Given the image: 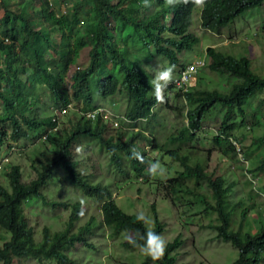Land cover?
Here are the masks:
<instances>
[{"label":"trees","instance_id":"16d2710c","mask_svg":"<svg viewBox=\"0 0 264 264\" xmlns=\"http://www.w3.org/2000/svg\"><path fill=\"white\" fill-rule=\"evenodd\" d=\"M57 1L0 0V149L10 147L11 142L34 143V139L42 138L54 125L48 114L53 108L71 102L85 111L94 107L96 97L106 98L118 91L127 95L125 118L133 123L147 120L156 96L150 94L147 72L126 55L130 44L177 65L178 52L191 50L199 40L188 31L196 0H59L67 5L66 13L60 15ZM263 4L264 0H202L201 27L220 32L249 9ZM86 46L90 47L88 66L73 68L79 51ZM203 60L209 70L225 78L226 87L222 83V89L202 86L200 67L195 84L188 90L169 85L183 97L187 123L167 135L166 143L153 135L147 137L141 130L119 128L116 135L107 134L108 126L99 117L90 121L75 111L58 130L48 134L42 148L34 143L32 172L28 175L34 176L28 181L22 179L19 164L4 167L2 175L7 183H0V231L7 236L0 238L1 264H17L23 258L81 264L72 248L76 243L92 246L87 235H92L96 219L90 217L76 228L83 213L82 201H57L56 193L47 190L59 169L66 182L99 202L101 223L112 239L126 235L122 242L125 248L145 245L149 231L160 235L163 223L153 204L155 219L150 226L146 220L137 219L138 214L119 208L109 186L92 182L91 175L82 173L75 160L79 139L90 140L105 150L117 169H132L142 182H151L146 155L137 144L140 137L161 157L167 154L179 166L172 177L158 179L163 198L172 207L181 206L183 212L207 219L204 226L237 250L232 264H264V200L257 199L258 190H264V75L254 71L247 56L237 57L214 47L206 48ZM259 95L256 106L246 109ZM215 108L222 110V116L211 134L212 146L224 159L239 162L243 175L250 174L243 180L249 190L238 198L233 196L235 182L227 183L223 175L214 176L207 170L208 159L193 150L204 119ZM247 136L250 142L246 145L242 140ZM20 148L16 150L19 153ZM136 152L142 160L133 155ZM30 199L54 208H70L64 228L51 230L45 225L36 239L22 208ZM181 243L179 236L166 242L162 256L153 245L151 254L146 251L138 264H176Z\"/></svg>","mask_w":264,"mask_h":264},{"label":"rangeland","instance_id":"374dc122","mask_svg":"<svg viewBox=\"0 0 264 264\" xmlns=\"http://www.w3.org/2000/svg\"><path fill=\"white\" fill-rule=\"evenodd\" d=\"M199 12L200 8L197 5L193 10L189 28V31L197 34L199 40L193 45L191 50H182L178 53V59L181 60L179 64L183 61L205 58V48L211 46L215 50L227 52L237 57L247 56L252 60L254 71L264 75V4L260 7L249 9L245 14L236 18L233 24L221 28L220 32L204 31L199 24ZM0 15H2V11H0ZM259 27L261 31L258 29ZM87 50L88 48H85L77 60L76 65L81 68L87 65ZM129 50H132V56L143 63L152 79L155 78L160 70L168 66V63L161 60L159 55L146 51L142 46L130 44ZM126 55L130 61L133 60L128 51H126ZM179 67L180 65L174 67L173 77L176 75ZM200 75L204 77H202V86L217 85L220 89L224 86L226 87V84H224L225 78L212 72L208 67L204 68ZM152 81H150V91L154 93ZM220 83L224 84V86L219 85ZM161 94L164 99L159 100L154 110L156 115L155 117H151L149 122L150 127H152L151 133L156 136L158 142L166 143L167 135L175 132L182 124L186 123L184 116L186 109L183 106V97L181 95L177 96L166 87L162 89ZM259 99H261V95L253 97L246 106V109L250 110L255 107ZM97 103L102 104L104 108L108 109L116 120L121 123L124 122L123 114L127 107L125 92H117L114 96H109L105 99L95 98L94 104ZM176 106H179L180 109L175 108ZM221 116L222 110L220 108H215L209 112L202 123V129L197 133L196 143L193 144L192 142L196 146L193 150L202 156L203 159H208L207 170L214 176L223 175L227 183L231 181L235 182L233 185V196L234 198H238L247 194L249 188L244 184L243 180L249 179L250 174L243 175L238 168L239 162L224 159L220 156L217 149L214 148V145L212 146L210 137L219 127ZM145 125V122H143L142 124H138V127L141 130L147 131L144 128ZM119 128L128 129L126 125H120L119 127L108 126L107 134L116 135ZM132 129L135 130V127H132ZM34 140L38 148L43 147L45 140L40 138ZM138 142L140 143V148L146 150L148 158L156 159L152 163L159 164L157 172L150 175L152 183L142 182L140 176L135 177L131 170L125 174L120 173V170L110 163L105 150L99 148L94 142L89 141H82L83 144L75 148V160L78 162V169L85 175L90 174L92 182L100 181L103 185L108 184L113 191V197H115L117 205L122 210L138 215L143 213L145 217L151 218L148 219L150 226L153 225L155 219L151 210V205L153 204L156 209L157 218L163 223V231L160 233V236L166 242L178 236L182 240L178 249V264H232L233 260L237 257V250L229 242L218 238L215 230L204 226L208 222L207 219L198 214L192 216L189 212H183L184 209L181 206L172 208V205L163 198L157 181L158 179L162 181L172 177L176 168L179 169L178 164L173 162L167 154H164L161 160V154L157 158L158 154L152 152L150 147H146L145 144L147 142L144 139H140ZM249 142L250 136L242 140V143L246 145ZM34 143L33 140H20L17 143L11 142V146L14 149L7 150L8 147L4 146L5 150H2L0 154V156H7L8 163L20 165L24 181H28L34 176L33 173L31 176H28L29 172H32L30 164L35 154L36 145ZM19 147H21L19 149L20 153L15 151ZM242 164L244 163L242 162ZM125 168L123 171H125ZM1 174L0 183H7L6 178ZM54 180L56 184L51 182L47 190L52 189L56 193L55 199L57 201H65L70 204L82 201L83 213L76 223V228L83 225L90 217L99 221L100 207L93 198L83 195L75 186L66 182L60 169L57 170ZM255 181V189L258 190V182L256 179ZM56 186L57 188L55 189L54 187ZM258 191H260V194H258L257 199L260 201L264 200V190L263 192L262 190ZM22 208L27 223L35 233L36 239L40 238V230L45 225L49 226L51 230H61L64 228L70 214V208L64 209L61 206L54 208L50 205H44L40 200L36 199L25 201ZM2 235L7 236L3 231H0V238ZM126 238V235L122 234L119 238L108 239L105 237V230L102 229L100 233H97L96 229L93 235H87L88 242L92 246L88 247L82 243H76L71 253L77 259L76 261L81 264L140 263L144 259L146 251L141 246L125 248L122 242ZM17 264L55 263L54 261L45 259L23 258L18 259Z\"/></svg>","mask_w":264,"mask_h":264},{"label":"clouds","instance_id":"9594fccd","mask_svg":"<svg viewBox=\"0 0 264 264\" xmlns=\"http://www.w3.org/2000/svg\"><path fill=\"white\" fill-rule=\"evenodd\" d=\"M51 2L53 3V0H51ZM197 5H199V8H200V12H199V24H200V14H201V10H202V0H196V3H195V5H194V7L192 8V10H191V12H190V16H191V21H192V13H193V10L195 9V7L197 6ZM55 7H56V9H57V14L58 15H60V14H65L66 13V11H67V5L65 6L64 5V3L62 2V1H57L56 3H55ZM191 21H190V24H189V26H188V31H189V28H190V25H191ZM200 27H201V24H200ZM202 28V27H201ZM202 29H204V28H202ZM204 31H206V29H204ZM210 31V30H209ZM189 32H192V31H189ZM192 33H194V32H192ZM195 34V33H194ZM196 36H197V34H195ZM198 37V36H197ZM199 38V37H198ZM72 43H73V41H72ZM208 47H211V46H208ZM85 48H88V50H87V53H88V62H87V65L85 66V67H87L88 66V64H89V60H90V58H89V50H90V47L89 46H86V47H83L80 51H79V53H78V55H77V58H76V62H75V65H73L72 67L74 68H80L81 69V67H79L78 65H76V63H77V60L80 58V56H81V53H82V51L83 50H85ZM207 48V47H206ZM206 48H205V50H206ZM187 51V50H186ZM128 52H129V55L133 58V60H137L138 61V63H140V66L147 72V69L144 67V65H143V63H141L137 58H135L134 56H132L131 55V53H132V50H129L128 49ZM179 53V52H178ZM205 53V52H204ZM158 55V54H157ZM159 57H160V59L161 60H163V61H165L166 63H168V61L167 60H165L163 57H161V55H159ZM132 60V61H133ZM181 60H179L178 59V64L177 65H180V67H179V69H178V71H177V73H176V75L173 77V69H174V67L175 66H177V65H169V63H168V66L167 67H164L162 70H160L158 73H157V75L155 76V78L154 79H152L151 78V76L149 75V73L147 72V74H148V76H149V80L151 81V80H153L152 81V84H153V86H154V93H151V91H150V94L151 95H154V96H156V104H155V106H154V108H153V115H152V113H151V116L147 119V120H141V121H139V122H137V121H135L134 123L133 122H131V121H128L126 118H125V112H126V110H127V107H126V110H125V112H124V114H123V118H124V122L123 123H121V122H119L118 120H116L115 118H114V116L111 114V112L108 110V109H106V108H104L103 107V105L102 104H99V103H97V104H94V102H93V108H91V109H88V110H85V111H81L80 109H78V108H75L74 107V104L73 103H68L67 105H65V106H61V107H57V108H53L52 110H50V115H51V120H52V122L54 123V125H53V127L48 131V132H46L45 134H43V136H42V138H40V139H43V140H45V139H47V136H48V134L49 133H51V132H53V131H56V130H58L59 128H60V126H61V124L63 125V122L65 121V123L67 122L66 121V119H67V117L70 115V113L71 112H75V111H77V112H81V114H83L84 115V117L85 118H87L88 120H90V121H94L95 119H97L98 117L104 122V123H106L107 124V126H111V127H119L120 125H126L127 126V128L128 129H122V130H129V128L131 129V130H133L132 129V127H135V130H133V131H139V130H141L139 127H138V124H142L143 122H145V126H144V128H146V130L147 131H144V130H141L142 131V133L144 134V135H146L147 137H150L151 135H153L152 133H151V130H152V127H150V122H149V120H150V118L151 117H155V115H156V113H155V107L157 106V104L159 103V100H163L164 99V97H163V95L161 94L162 93V89H164L165 87L167 88V89H170V91H171V88H169L168 86L169 85H173L174 87H175V89H177V90H181V91H186V90H188V87H190V86H193L195 83L194 82H196V79H197V77H198V70H197V68L198 67H200V68H206V66H205V60H203V58H200V59H197V60H192V61H186V62H181L180 64H179V62H180ZM194 66L195 67V70H193V71H191L190 73H189V75H190V78L184 83V84H182V85H179L178 83H177V81L178 80H182L181 78H182V74H183V72L189 67V66ZM84 67V68H85ZM200 73V72H199ZM193 82V83H192ZM151 89V88H150ZM174 89V88H173ZM119 92V91H118ZM172 92L173 93H175V91H173L172 90ZM117 93V92H116ZM115 93V94H116ZM119 93H122V92H119ZM114 94V95H115ZM126 94V93H125ZM114 95H111V96H114ZM109 97V96H108ZM96 98H99V99H101L100 97H96ZM103 99H105V98H103ZM126 100H127V95H126ZM127 106H128V100H127ZM175 108H177V106L175 107ZM178 109V108H177ZM186 111V110H185ZM109 114H110V116H109ZM184 115H185V113H184ZM136 122H137V124H136ZM131 123V124H130ZM186 123H187V119H186ZM183 125V124H182ZM181 125V126H182ZM180 126V127H181ZM154 127H155V125H154ZM122 128V127H121ZM120 128V129H121ZM178 130V129H177ZM173 133V132H172ZM171 134V133H170ZM169 134V135H170ZM154 137H155V139L157 140V138H156V136L155 135H153ZM140 139H144L143 137H140L138 140H137V144H138V147H139V149L140 150H144V153H145V155H146V159H147V161H148V165H147V167H146V170L150 173V175L151 174H154V173H156L157 172V170H158V168H159V164L158 163H152L153 161H155L154 159H152V158H148L147 157V153H146V150L144 149V148H140V143L138 142ZM145 140V139H144ZM82 141H89V142H91L90 140H82V139H79V144H77V146H75V148H77L78 146H80V145H82L83 143H82ZM158 141V140H157ZM145 142H147L146 140H145ZM146 145V147H150L151 149H152V152H154L155 154H158L157 155V158H159V153H158V150H155L151 145H149L148 143H146L145 144ZM5 147L3 146L1 149H0V154H1V151L2 150H5L4 149ZM8 149H10V150H13L14 148H13V146H10V147H8L7 148V150ZM17 150V149H16ZM15 150V151H16ZM5 153H7L6 151H5ZM4 155H6V154H4ZM133 155H135V157L137 158V159H139V160H142L143 158L140 156V154L138 153V152H136V153H133ZM163 157V156H162ZM162 157H160V160L162 159ZM171 159V158H170ZM172 160V159H171ZM9 160H8V158H7V156H0V174L2 173V171H3V169H4V167L5 166H7L9 163ZM174 162V161H173ZM151 164V165H150ZM150 165V166H149ZM115 167V166H114ZM116 168V167H115ZM129 170H131L132 171V169H128V171ZM176 170H179V169H177L176 168ZM175 170V171H176ZM128 171L126 170V171H120V173H122V174H125V173H128ZM132 173L134 174V176L136 177V176H139V175H137V174H135L133 171H132ZM174 174H175V172H174ZM2 175V174H1ZM140 180H142V177L140 176ZM54 184H56V183H54ZM105 185V184H104ZM107 186H109L108 184H106ZM109 188H110V190H111V187L109 186ZM61 189H62V187H61ZM111 192H112V197H113V191L111 190ZM84 195V194H83ZM114 198V200H115V197H113ZM96 201V200H95ZM97 202V201H96ZM116 202V201H115ZM73 204V203H72ZM98 204H99V202H98ZM117 204V203H116ZM118 206V205H117ZM100 207V206H99ZM119 207V206H118ZM120 208V207H119ZM172 208H174V207H172ZM124 211V210H123ZM125 212V211H124ZM137 219H142V220H146V222H148V218L147 217H145L144 215H143V213H141L140 215H138V217H137ZM162 223V222H161ZM97 229V233H100L101 232V230L103 229V230H105V237L106 238H110L109 237V235H108V229H107V227L105 226V225H103L102 223H101V213H100V219H99V221L98 220H96V227L94 228V231H93V233H92V235L94 234V232H95V230ZM100 231V232H99ZM119 238V237H118ZM110 239H112V238H110ZM113 239H116V238H113ZM127 239V238H126ZM153 245H155V247H156V250H157V255H160V256H162L163 255V253H164V250H165V248H166V241L158 234V233H156V232H153V231H149V232H147V240H146V244L145 245H143L142 246V249L143 250H145V251H147L148 253H150L151 254V252H152V246ZM179 254V253H178ZM157 255H154L153 256V259H156L157 258ZM235 260V259H234ZM233 260V261H234ZM176 264H178L177 263V260H176Z\"/></svg>","mask_w":264,"mask_h":264},{"label":"built area","instance_id":"2783aa9c","mask_svg":"<svg viewBox=\"0 0 264 264\" xmlns=\"http://www.w3.org/2000/svg\"><path fill=\"white\" fill-rule=\"evenodd\" d=\"M193 70H195V67L194 66H189L184 72H183V74H182V80H178L177 81V83L179 84V85H182V84H184L189 78H190V75H189V73L191 72V71H193Z\"/></svg>","mask_w":264,"mask_h":264}]
</instances>
